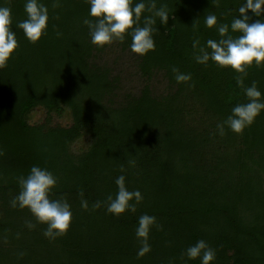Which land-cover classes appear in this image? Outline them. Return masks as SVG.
Returning <instances> with one entry per match:
<instances>
[{
  "label": "trees",
  "instance_id": "16d2710c",
  "mask_svg": "<svg viewBox=\"0 0 264 264\" xmlns=\"http://www.w3.org/2000/svg\"><path fill=\"white\" fill-rule=\"evenodd\" d=\"M43 2L46 34L31 43L15 27L26 16L24 0H0L11 8L19 43L0 67V192L16 195L17 177L36 164L57 177L51 196L66 199L73 215L67 232L49 239L46 224L31 213L34 227L21 220L27 213L22 208L0 213L1 235L33 240L14 264H200L199 257L182 255L198 239L216 251L209 264H264V110L239 134L225 127L219 135L216 129L234 104L246 100L243 87L253 80L264 99V63L248 66L238 86L241 74L231 67L194 59L206 39L219 38L204 17L214 13L217 23H230L243 0H155L156 7L166 6L169 19L161 24L155 18L153 50L132 52L129 36L108 44L130 50L146 80L138 94L128 92L115 104L106 95L119 87V76L112 77L103 63L108 45L90 42L82 23L87 0ZM145 15L151 12H142L141 23ZM172 66L191 73L190 80L178 83ZM158 73L166 81L164 93L149 84ZM35 105L46 107L49 117L68 105L73 123L46 131L44 123L31 125L27 115ZM85 135L89 147L74 152L73 141ZM44 144L50 152L38 153ZM54 150L57 156L47 158ZM120 174L143 199L135 212L113 215L105 198L115 194ZM96 201L101 203L94 208ZM142 213L154 215L156 224L148 233L150 250L137 255L135 228Z\"/></svg>",
  "mask_w": 264,
  "mask_h": 264
},
{
  "label": "clouds",
  "instance_id": "9594fccd",
  "mask_svg": "<svg viewBox=\"0 0 264 264\" xmlns=\"http://www.w3.org/2000/svg\"><path fill=\"white\" fill-rule=\"evenodd\" d=\"M88 16L82 23L88 28L90 42L96 46L111 44L114 40L123 41L125 36L130 37L129 49L137 54L144 55L155 48L153 33L155 18L159 17L160 23L165 24L169 19V12L165 5L156 7L155 0H87ZM264 0H243L236 9L238 15H234L230 23H217L214 13L204 17L207 27L216 26L218 39L208 38L203 45L198 40H193L192 47L194 59L197 63L207 65L209 59L220 67H231L238 75L235 77L238 86L243 85L245 69L255 63L257 67L264 63ZM56 5L53 4V7ZM23 9L25 18L16 22L15 27L22 29L24 36L31 43H35L42 35L46 34L49 20L48 6L43 0H24ZM248 10H251L249 13ZM151 12V15L143 16L142 12ZM252 16L259 17L252 19ZM94 17L95 19H89ZM11 8L0 4V67H4L14 50L19 47L16 32L13 29ZM191 26L196 28L193 21ZM232 33H239L233 35ZM59 35V34H58ZM171 71L174 79L179 82H187L191 73L180 72L175 66ZM246 97L244 102L234 104L229 114L216 125L219 135H223L225 127L241 133L249 126L255 117L264 110V99L257 87L256 81L243 87ZM129 165L135 161L130 160ZM19 191L10 200L12 207H27L37 223L46 224L43 235L49 239L64 235L72 219V209L66 199L53 198L52 189L57 184V177L47 168L33 164L27 175L17 177ZM115 194H108L105 198L106 211L113 215H119L125 211L135 212L136 204L143 196L139 189L129 190L125 184V177L120 174L115 177ZM100 201H96L93 207H99ZM81 207H87V202L82 200ZM29 228L35 225L26 221ZM156 224V217L148 213H142L137 217L135 235L139 238L141 247L137 255H143L150 250L148 233ZM188 259L199 257L200 264H209L215 260L216 251L208 245L204 239H198L194 244L188 245L182 253Z\"/></svg>",
  "mask_w": 264,
  "mask_h": 264
},
{
  "label": "rangeland",
  "instance_id": "374dc122",
  "mask_svg": "<svg viewBox=\"0 0 264 264\" xmlns=\"http://www.w3.org/2000/svg\"><path fill=\"white\" fill-rule=\"evenodd\" d=\"M102 59L103 63L111 68V76L113 77L116 74L119 76V79L116 80L118 81L119 87L115 88L113 93L106 95V102H108V104L112 101L114 104L121 101L128 92L138 94L139 89L146 82V80L138 71L135 57L130 50L116 45H108L104 48ZM149 84L151 88L158 93H164L167 90L166 81L159 73L154 75L153 78L149 80ZM27 120L31 125L44 123L43 127L45 131L47 129H52L53 127H68L73 123L71 108L68 105H63V107L58 111L53 110L50 117L48 116L46 107L43 105H35L29 111ZM90 142V136L85 135L74 140L71 148L74 152H82L89 147ZM43 147L44 148L38 153H41L42 151L50 152L48 148L46 149L45 144ZM56 156L57 154L54 150V152L47 156V158L52 159ZM12 194L13 193H5L3 196L0 192V213H4L8 207H12L10 200L13 196H15ZM22 209L24 210V213H27H25V217H21V220L24 223L26 221H32V217L29 215L30 212L27 207ZM22 237L27 238L26 236ZM23 238L15 234L8 235L5 233L4 235H1L0 233V255H2V257L0 256V264H14L17 257L26 255L21 250L25 247L26 249L29 248L30 242L33 240H30L28 236L25 242L23 241ZM15 249L17 250L16 252ZM30 258L33 260L34 256H31Z\"/></svg>",
  "mask_w": 264,
  "mask_h": 264
}]
</instances>
